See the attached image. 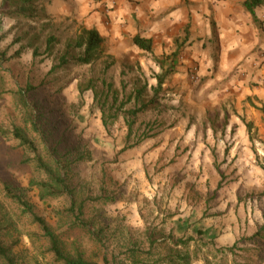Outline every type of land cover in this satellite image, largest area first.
<instances>
[{"label":"rangeland","instance_id":"rangeland-1","mask_svg":"<svg viewBox=\"0 0 264 264\" xmlns=\"http://www.w3.org/2000/svg\"><path fill=\"white\" fill-rule=\"evenodd\" d=\"M84 4L46 1L38 22L0 15V49L15 56L0 72V209L22 263L58 264L8 185L26 190L70 256L98 263L264 264L262 48L248 36L238 44L222 40L214 24L211 34H192L190 22L171 38H156L152 53L123 33L106 38L110 58L71 61L51 73L62 55L83 53L75 43L89 26L90 14L79 17ZM50 36L55 45L48 50ZM168 69L156 93V76ZM108 84L118 90L117 101ZM151 99L147 111H128ZM16 127L37 135L43 155L52 158L56 150L70 194L41 199L31 187L43 173L13 135ZM179 238L188 244L176 245ZM174 254L186 259L170 262Z\"/></svg>","mask_w":264,"mask_h":264},{"label":"trees","instance_id":"trees-1","mask_svg":"<svg viewBox=\"0 0 264 264\" xmlns=\"http://www.w3.org/2000/svg\"><path fill=\"white\" fill-rule=\"evenodd\" d=\"M46 1L49 0H0V15L9 16L15 19H22L24 21L38 22L43 19ZM261 5H264V0H244V7L252 15L256 25L259 23V25L262 24L256 14V8ZM3 38L4 36L0 35V43L2 42ZM105 41V37L96 27H83L75 43V47L83 49V53L74 56L73 58L69 57V55H62L59 59V63L52 66V69L50 70L51 73L60 71L64 67H67L68 65H70L71 61H75L79 64H92L95 61L100 60L104 57L110 58L111 55L107 54L105 49ZM132 41L140 49H143L144 51L150 53L153 52V38L144 37L140 34H136L132 38ZM54 45L55 37L50 36L48 39V50L53 49ZM21 53L22 52L18 50L15 55L20 56ZM13 57L7 56L6 51L0 49V72L3 64ZM171 73L172 71L168 69L156 76L157 86H153V89L156 93L162 88L166 78ZM86 89H93L96 94V97L97 94H99L100 92L94 85L90 84L86 86ZM107 93L108 95L114 97V100H118L119 92L118 90L113 88L112 84H108ZM139 93H141V90ZM1 96L2 92H0V97ZM154 101L155 100L151 99L149 102L142 103L140 107L132 108L128 111H130L132 114L147 111L149 108H151ZM102 113L103 124L107 126L109 124V121L106 118L105 112ZM116 115L117 114H115L114 117H116ZM127 121L129 125L128 136H130L132 132L133 121ZM12 132L15 138L19 139L21 145L26 150H29L33 153V157L31 158V160L36 163V168L43 173V177L31 181V187L35 186L39 190V195L41 199H50L54 197H60L64 194H70L72 191L67 182V177L62 171V166H60L58 160L56 159V150L53 152L52 158L51 156H49V154L43 155V152L40 151V140L38 139L35 133L31 134L29 130H24L23 128L19 127H16V129L12 130ZM147 136L148 135H143L142 137H140L137 141L132 143V147L138 146ZM7 190L13 201L22 208L23 213L31 216L32 220L41 229L42 237L48 240V249L54 255V259L58 264H128L125 263V261L118 260H106L103 263L93 262L86 259L80 253L76 256H70L65 252L59 236L52 230L47 219L35 212L33 204L31 203L29 198L26 197V190L22 188H12V186L9 185L7 186ZM72 201V210H75V200L72 199ZM81 211L82 208L79 210V212ZM6 220L7 217L1 212L0 209V264H23L20 260L19 255L14 250L18 241L16 239H6V235L8 236V226L5 224ZM258 236H260L259 232L253 235L250 239H253ZM188 242L189 241L187 240L185 241L182 238H179L175 243L176 245H186L188 244ZM174 255L175 256L169 259L170 262H173L176 259H186L184 255ZM130 264L151 263L137 258L134 259L133 262H131Z\"/></svg>","mask_w":264,"mask_h":264},{"label":"crops","instance_id":"crops-1","mask_svg":"<svg viewBox=\"0 0 264 264\" xmlns=\"http://www.w3.org/2000/svg\"><path fill=\"white\" fill-rule=\"evenodd\" d=\"M85 4L80 18L90 14L88 28L96 27L106 38L131 39L140 34L154 40L161 36L176 35L190 22L191 32L200 29L203 35L211 34L213 24L222 40H236L248 36L254 48L264 51V30L255 24L245 9L244 0H81ZM264 28V5L256 8ZM260 24V23H259ZM171 38V37H170ZM261 53V52H260Z\"/></svg>","mask_w":264,"mask_h":264}]
</instances>
